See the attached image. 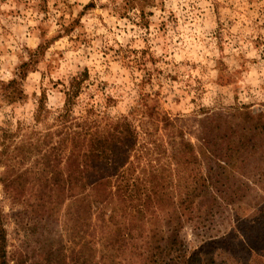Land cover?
Instances as JSON below:
<instances>
[{
	"label": "rangeland",
	"instance_id": "rangeland-1",
	"mask_svg": "<svg viewBox=\"0 0 264 264\" xmlns=\"http://www.w3.org/2000/svg\"><path fill=\"white\" fill-rule=\"evenodd\" d=\"M132 1L133 7L129 0H0V89L34 61L22 99L8 104L0 94V208L10 255L20 251L26 264H105L96 256L102 234L95 214L76 225L66 201L54 216L39 217L36 187L27 183L12 200L2 183L25 171L44 173L42 153L59 140L53 118L74 79L81 91L73 117L94 113L108 123L126 117L139 132L134 175L171 165L162 117L196 146L200 121L230 108L264 121V0ZM41 102L49 113L37 122ZM254 165L185 202L191 189L186 177L175 176L185 220L180 236L201 264L246 262L238 228L249 233L243 222L264 203ZM193 201L191 217L184 208ZM128 250L118 259L133 264Z\"/></svg>",
	"mask_w": 264,
	"mask_h": 264
},
{
	"label": "trees",
	"instance_id": "trees-1",
	"mask_svg": "<svg viewBox=\"0 0 264 264\" xmlns=\"http://www.w3.org/2000/svg\"><path fill=\"white\" fill-rule=\"evenodd\" d=\"M128 4L133 7L134 3L129 0ZM40 50L41 47L36 53ZM33 62L21 65L15 79L2 83L3 102L13 104L23 98L22 81ZM80 83L73 80L65 93L64 109L53 118L59 140L42 153L44 173L39 176L25 171L3 179L9 197L16 200L18 191L30 183L36 187L33 196L39 201V217L54 216L66 201H72L67 208L71 215L68 221L76 225H83L95 214V226L101 224L102 234L97 235L100 246L96 256L105 260V264L127 262L118 258L130 253V247L137 258L133 264H201L200 253L190 254L180 236L185 220L179 209L181 202L175 197L178 181L175 176L186 177L184 181L191 189V196L185 202L209 192L223 179L247 175V166L252 161L256 165L251 172L256 173L260 178L257 182L264 188V164L261 163L264 161V121L256 120L241 108H230L200 121L196 146L185 139L182 131L180 134L172 131L173 122L162 117L168 132L171 165L143 168L141 175H134L136 166L131 157L138 158L139 132L126 117L111 123L94 113L73 117ZM48 113L41 102L36 121L40 122ZM193 204L195 201L184 208L191 217L197 210ZM108 206L113 208L107 215ZM243 223L249 224L250 232L239 226L235 239L244 244L247 253V260L242 264H264V203ZM12 256L15 264H26L20 251L16 257L10 255L6 215L0 208V264H10Z\"/></svg>",
	"mask_w": 264,
	"mask_h": 264
}]
</instances>
